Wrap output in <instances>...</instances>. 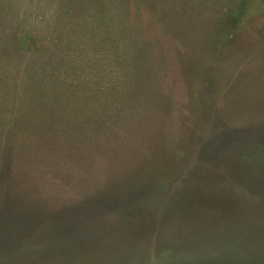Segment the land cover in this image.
Returning a JSON list of instances; mask_svg holds the SVG:
<instances>
[{"label": "rangeland", "instance_id": "1", "mask_svg": "<svg viewBox=\"0 0 264 264\" xmlns=\"http://www.w3.org/2000/svg\"><path fill=\"white\" fill-rule=\"evenodd\" d=\"M125 1L129 24L154 43L156 75L165 53L170 105L162 100L161 118L153 108V132L127 109L112 131L85 137L92 150L61 138L63 156H44L53 167L33 166L38 145L12 147L0 173V264H212L204 256L219 250L233 255L225 264H239L238 250L264 260V0H188L167 26L154 0ZM209 89L213 111H200L192 98ZM154 155L166 181L143 186Z\"/></svg>", "mask_w": 264, "mask_h": 264}, {"label": "trees", "instance_id": "2", "mask_svg": "<svg viewBox=\"0 0 264 264\" xmlns=\"http://www.w3.org/2000/svg\"><path fill=\"white\" fill-rule=\"evenodd\" d=\"M193 1L202 3V0ZM2 2L0 150L4 148V151L2 160L0 158V173L11 164L12 147L19 148L22 143L40 147L42 161L34 159V167L44 164L47 168L53 167L54 163L46 162L44 156H63L64 141L60 139L64 137L70 139L67 144L72 148L92 150L93 146L85 137L88 134L97 137L112 131V124L133 113L127 109L140 113L142 124L149 123L152 132L155 130L157 121L156 115L151 114L153 108L157 109V115L161 118L167 109L162 100H166L169 105L172 100L171 86L164 71L166 56L162 49L156 51L161 56V63L158 62L161 72L156 75L150 69L155 61L151 53L154 43L142 36L139 27L129 24L128 9H123L128 1ZM183 2L188 0H154L151 3L152 15L163 26H167L171 14L189 10L186 5L183 6ZM18 55L26 58L25 73L22 75L18 73L13 60ZM194 66L188 64L185 69L189 72ZM210 90L192 98L199 103L200 111H213L210 109ZM108 116L110 122L104 119ZM129 125L128 121L127 131L130 130ZM159 137L162 139L161 135ZM38 139L40 142H35ZM117 140L120 145L121 140ZM152 142L154 146L156 141ZM154 148L157 154L158 142ZM162 150L158 158L165 160L167 158L163 154L167 151ZM156 156H152L147 163L151 169L148 171L150 176L140 178L144 179V184L141 183L143 186H161L166 181V178L159 176L163 175L165 167L159 164ZM238 253L242 257L240 260L238 258L239 264H264V260H250L252 256H247L242 250H238ZM207 255L204 256L205 261L212 264H225L233 257L228 250ZM173 264L185 263L179 261Z\"/></svg>", "mask_w": 264, "mask_h": 264}]
</instances>
